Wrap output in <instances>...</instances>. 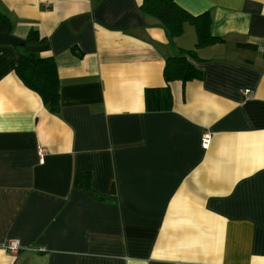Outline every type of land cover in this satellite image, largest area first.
I'll return each mask as SVG.
<instances>
[{
	"label": "crops",
	"instance_id": "1",
	"mask_svg": "<svg viewBox=\"0 0 264 264\" xmlns=\"http://www.w3.org/2000/svg\"><path fill=\"white\" fill-rule=\"evenodd\" d=\"M141 2L0 0V264H264V0H176L212 17L197 49ZM182 49L202 77L146 109ZM18 52L55 58L58 112Z\"/></svg>",
	"mask_w": 264,
	"mask_h": 264
},
{
	"label": "trees",
	"instance_id": "2",
	"mask_svg": "<svg viewBox=\"0 0 264 264\" xmlns=\"http://www.w3.org/2000/svg\"><path fill=\"white\" fill-rule=\"evenodd\" d=\"M140 9L145 15L154 17L162 25L170 37L178 36L184 25H193L197 33L195 48L211 45L221 40L211 33L212 17L205 12L192 15L176 0H142ZM0 23L10 25L8 17L0 12ZM29 41H36L39 35L36 30H30L26 36ZM180 50L178 54L165 59L163 78L165 85L145 89V105L148 110H168L173 99L170 83L179 80L187 81L202 77V72L190 60L198 58L195 50ZM15 73L29 89L38 93L43 104L49 111L56 113L60 107V79L57 73L55 58L51 55L39 56L34 53L18 52Z\"/></svg>",
	"mask_w": 264,
	"mask_h": 264
},
{
	"label": "built area",
	"instance_id": "3",
	"mask_svg": "<svg viewBox=\"0 0 264 264\" xmlns=\"http://www.w3.org/2000/svg\"><path fill=\"white\" fill-rule=\"evenodd\" d=\"M246 94L250 93L251 91L249 89L244 90ZM211 139L210 131L204 130L200 137V145L203 148H207L209 145ZM45 149L41 146L38 147V155L42 156L44 154ZM4 248L7 250V252L13 256L17 255V253L20 250V244L17 240H9L5 245Z\"/></svg>",
	"mask_w": 264,
	"mask_h": 264
}]
</instances>
